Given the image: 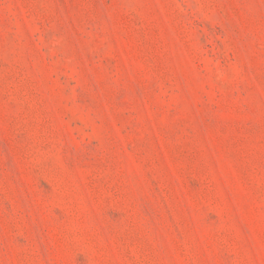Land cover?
I'll list each match as a JSON object with an SVG mask.
<instances>
[{
  "label": "rangeland",
  "instance_id": "obj_1",
  "mask_svg": "<svg viewBox=\"0 0 264 264\" xmlns=\"http://www.w3.org/2000/svg\"><path fill=\"white\" fill-rule=\"evenodd\" d=\"M0 264H264V0H0Z\"/></svg>",
  "mask_w": 264,
  "mask_h": 264
}]
</instances>
